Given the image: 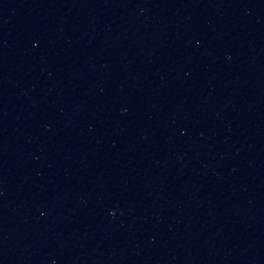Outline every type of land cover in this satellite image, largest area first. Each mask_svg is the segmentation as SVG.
<instances>
[{
	"label": "water",
	"instance_id": "water-1",
	"mask_svg": "<svg viewBox=\"0 0 264 264\" xmlns=\"http://www.w3.org/2000/svg\"><path fill=\"white\" fill-rule=\"evenodd\" d=\"M0 264H264V0L0 19Z\"/></svg>",
	"mask_w": 264,
	"mask_h": 264
}]
</instances>
